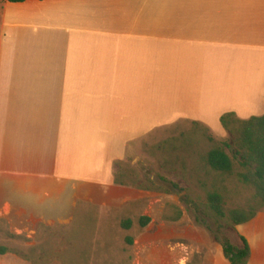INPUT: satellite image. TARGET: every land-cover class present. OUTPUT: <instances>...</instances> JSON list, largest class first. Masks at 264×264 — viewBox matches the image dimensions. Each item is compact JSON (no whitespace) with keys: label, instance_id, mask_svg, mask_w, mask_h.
<instances>
[{"label":"crops","instance_id":"0c3cea01","mask_svg":"<svg viewBox=\"0 0 264 264\" xmlns=\"http://www.w3.org/2000/svg\"><path fill=\"white\" fill-rule=\"evenodd\" d=\"M0 17V224L32 243L63 228L68 264H88L78 243L100 247L105 216L153 197L115 182L131 145L181 121L264 115V0H0ZM184 219L151 233L160 264H231ZM235 233L264 264V211Z\"/></svg>","mask_w":264,"mask_h":264},{"label":"rangeland","instance_id":"374dc122","mask_svg":"<svg viewBox=\"0 0 264 264\" xmlns=\"http://www.w3.org/2000/svg\"><path fill=\"white\" fill-rule=\"evenodd\" d=\"M209 125L210 127H207L197 122L181 121L174 126L155 129L151 135L131 145L127 157L116 163V173L126 172L127 179L158 188L160 191L153 192V197L140 201L121 213L105 216L98 233L97 243L100 247L94 248L93 238H95V234H84V239L78 243L77 249L86 252L84 256L86 263H162L169 258L168 252L165 250L152 251L151 243L155 240H152L151 233L177 232V223L180 220L168 221L164 219V216L166 214L168 217H174L179 211L183 212L184 220L191 221L203 232L208 233L211 239L215 240L210 231L195 224L182 202L185 192L181 189L188 188V177H184L180 172L173 169L176 166L175 163H167L168 159L173 160L177 157L169 153L168 146L175 145L180 150L185 136H191L192 139L200 141L204 147L210 145L209 137L216 144L225 142L231 145L232 135L224 129L220 120H212ZM219 125L224 130L223 133H218L213 129ZM152 148L157 149L154 155L150 153ZM226 150L230 155H233V147ZM173 153L176 154L175 151ZM143 215L150 216L152 219L146 227L140 225V218ZM127 218L133 220L130 229H124L121 225L122 221ZM235 229L227 228L226 234L235 244L241 245ZM0 236L4 239H0L1 247L7 248L9 252L19 253L26 257L27 261L33 263L68 264L67 253L72 251L70 247L68 250L66 249L67 240H70V233L63 228L46 231L36 240V243H32L30 239L24 236L10 234L4 225L0 224ZM128 237L134 239L133 245L127 242ZM147 245L148 249L150 247L149 255H147ZM137 256L138 261L136 260Z\"/></svg>","mask_w":264,"mask_h":264},{"label":"trees","instance_id":"16d2710c","mask_svg":"<svg viewBox=\"0 0 264 264\" xmlns=\"http://www.w3.org/2000/svg\"><path fill=\"white\" fill-rule=\"evenodd\" d=\"M8 1L19 3L26 0ZM221 123L232 135L231 145L225 142L216 144L209 137L210 145L204 147L200 141L185 136L180 150L175 145L168 146L169 153L177 157L168 159L167 163H175L173 169L189 179L188 188L181 189L185 192L182 202L195 224L213 234L231 264H248L251 254L248 241L241 237V245L235 244L226 230L252 220L264 210V115L241 119L230 112L221 117ZM230 147L234 148L233 155L226 150ZM156 150L152 148L150 153L154 155ZM127 177L126 172L115 173V182L152 192L160 191ZM183 215L179 211L174 217L165 214L164 219L178 221ZM151 221L150 216L143 215L140 225L146 227ZM132 224L133 220L127 218L121 225L130 229ZM127 240L130 245L134 244L132 237ZM7 252V248L0 246V254Z\"/></svg>","mask_w":264,"mask_h":264}]
</instances>
